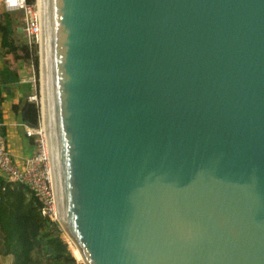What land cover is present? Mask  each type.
Wrapping results in <instances>:
<instances>
[{
    "label": "water",
    "instance_id": "obj_1",
    "mask_svg": "<svg viewBox=\"0 0 264 264\" xmlns=\"http://www.w3.org/2000/svg\"><path fill=\"white\" fill-rule=\"evenodd\" d=\"M38 2L55 219L82 263L264 264V0Z\"/></svg>",
    "mask_w": 264,
    "mask_h": 264
},
{
    "label": "trees",
    "instance_id": "obj_2",
    "mask_svg": "<svg viewBox=\"0 0 264 264\" xmlns=\"http://www.w3.org/2000/svg\"><path fill=\"white\" fill-rule=\"evenodd\" d=\"M32 4L33 0H25ZM35 2V0H34ZM6 11L0 14V46L7 53H15L13 23ZM18 49L27 57L25 44ZM37 66L36 57L32 61ZM25 96L31 90V83L18 85ZM22 99L19 98V103ZM13 111L17 104H11ZM23 120L36 124L38 108L33 102H22ZM26 146L33 145L32 138L26 137ZM37 197L21 183H10L0 177V256H10L9 264H39V258L55 264L72 262L65 242L58 235L57 222L49 220L40 213Z\"/></svg>",
    "mask_w": 264,
    "mask_h": 264
},
{
    "label": "built area",
    "instance_id": "obj_3",
    "mask_svg": "<svg viewBox=\"0 0 264 264\" xmlns=\"http://www.w3.org/2000/svg\"><path fill=\"white\" fill-rule=\"evenodd\" d=\"M0 3L6 11H22L24 36L27 43L37 48L38 51L40 42L39 13L35 10L34 3L27 4L25 0H17L15 6H9V0H0ZM26 100L38 106L34 89L26 96ZM39 116L38 112L35 125L23 124L24 135L32 138L33 151L20 163L13 160L10 151L5 146L1 135L2 121L0 118V177L6 182L24 184L37 197L40 203L41 215L56 222L48 176L43 128Z\"/></svg>",
    "mask_w": 264,
    "mask_h": 264
},
{
    "label": "crops",
    "instance_id": "obj_4",
    "mask_svg": "<svg viewBox=\"0 0 264 264\" xmlns=\"http://www.w3.org/2000/svg\"><path fill=\"white\" fill-rule=\"evenodd\" d=\"M13 25V24H12ZM13 31H19V28L13 26ZM14 34V33H13ZM9 54L0 46V118L2 121L1 135L5 146L10 151L15 162H22L33 151V145L28 149L26 146V137L23 133V120L21 106L22 102L27 101L19 90L18 85L31 81L22 74L21 65L17 64L16 68L9 59ZM19 98L22 102L19 103ZM11 104H17V110L11 109ZM3 256L1 259H4ZM9 258V256H7Z\"/></svg>",
    "mask_w": 264,
    "mask_h": 264
},
{
    "label": "rangeland",
    "instance_id": "obj_5",
    "mask_svg": "<svg viewBox=\"0 0 264 264\" xmlns=\"http://www.w3.org/2000/svg\"><path fill=\"white\" fill-rule=\"evenodd\" d=\"M35 4L34 0L32 2V4ZM6 11L4 9V7L2 6V4L0 3V14L1 12ZM9 16L12 19V23L13 26L19 28V31H14L13 34V41H14V45L16 46V50L15 53H10L9 54V59L11 60V63L15 66L17 64L21 65V70H22V74L25 75V78H28L31 81V84L33 86L32 89H34L35 93H36V100L37 102H39L40 105V100H39V94H38V83L39 82V75H38V67H39V54L37 51V48L29 45L27 43V40L24 36L23 33V27H24V21H23V13L21 10H11V11H6ZM20 44H25V47L27 49V53L28 56L25 57L23 52H21L18 49V46ZM33 56L36 57L37 60V66L35 68L32 58ZM40 88V87H39ZM40 91V89H39ZM42 117V114H41ZM57 230H58V235L61 238V240L63 242H65L67 249L69 250L70 256L72 257V262H67V261H63L62 264H83L82 261H77L71 254V251L69 249L68 246V242H67V238H66V233L65 231L62 229V227L59 225V223H57ZM1 258L3 256H0ZM0 258V264H9V261H11V257L9 256V258H7V256L4 259ZM39 264H55L53 262H50V260H45L44 258H39Z\"/></svg>",
    "mask_w": 264,
    "mask_h": 264
},
{
    "label": "bare ground",
    "instance_id": "obj_6",
    "mask_svg": "<svg viewBox=\"0 0 264 264\" xmlns=\"http://www.w3.org/2000/svg\"><path fill=\"white\" fill-rule=\"evenodd\" d=\"M35 10L39 13V2L38 0H35V4H34ZM38 54H39V72H40V42H39V47H38ZM39 82H40V73H39ZM39 87H40V83H39ZM40 89V88H39ZM39 100H40V111H39V118H40V124L42 126V110H41V92L39 91ZM43 128V127H42ZM67 238V242H68V246L69 249L71 251L72 256L77 260V261H82L83 262V258L81 256V254L79 253L78 249L76 248V246L73 244V242L69 239L68 235H65Z\"/></svg>",
    "mask_w": 264,
    "mask_h": 264
},
{
    "label": "clouds",
    "instance_id": "obj_7",
    "mask_svg": "<svg viewBox=\"0 0 264 264\" xmlns=\"http://www.w3.org/2000/svg\"><path fill=\"white\" fill-rule=\"evenodd\" d=\"M17 0H9V6H15Z\"/></svg>",
    "mask_w": 264,
    "mask_h": 264
}]
</instances>
